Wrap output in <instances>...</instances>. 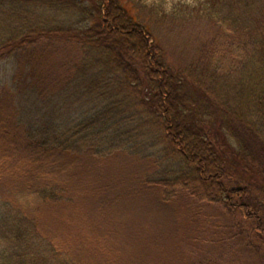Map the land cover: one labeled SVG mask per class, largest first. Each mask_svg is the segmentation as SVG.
Returning a JSON list of instances; mask_svg holds the SVG:
<instances>
[{"label": "trees", "instance_id": "16d2710c", "mask_svg": "<svg viewBox=\"0 0 264 264\" xmlns=\"http://www.w3.org/2000/svg\"><path fill=\"white\" fill-rule=\"evenodd\" d=\"M201 8L225 43L200 48L176 71L149 44L152 13L133 15L122 0H0V60L18 56L21 86L0 92V200L11 211H0V264H141L150 256L133 254L143 253L134 235L103 240L110 232L93 225L104 220L101 207L85 208L100 187L86 195L71 185L53 169L67 162L91 173L125 162L135 174L131 196L167 191L198 203L190 211L213 205L217 236L264 264V0ZM49 204H66L74 231L45 225ZM78 229H97L99 240ZM185 239L196 241L192 232Z\"/></svg>", "mask_w": 264, "mask_h": 264}, {"label": "rangeland", "instance_id": "374dc122", "mask_svg": "<svg viewBox=\"0 0 264 264\" xmlns=\"http://www.w3.org/2000/svg\"><path fill=\"white\" fill-rule=\"evenodd\" d=\"M207 1L122 0V5L133 15L138 13L143 17L146 16L144 12L152 13V17L157 20L152 26L156 41L151 37L149 44H154V42L159 44L170 67L176 71H183L199 53L200 48L208 49L212 45L225 43V30L222 27L216 28L214 23L207 19V16L202 12L201 5ZM117 7L119 8L118 5ZM108 10L111 12L114 9L110 7ZM118 10L123 13L120 8ZM45 44L48 47V43ZM44 45H38L36 49L43 48ZM67 49L68 46H66ZM17 70H19L18 56L0 60V92L6 85L12 86L17 91L21 89L19 80L14 83V74ZM43 112L45 115L50 113L47 109H44ZM21 115L24 118L27 116L25 113H21ZM83 165L84 163L81 164V162L73 164L67 162L57 167L54 166L53 169L58 174H63L62 177L64 176L65 180H73L71 185L75 186L73 182H77V186L83 189L86 195L90 192L91 185L100 187L95 190V198H91L93 203L87 204L85 208L89 210L96 208L97 211L101 207V216L107 220V223L104 224V220L95 217L94 227L104 226L110 232V235L103 236V240L107 242H110L111 236L114 239L113 236L116 234L130 243L131 236L134 235L133 238L142 244L143 253L136 249L133 254L137 258L146 252L150 254L149 257L140 259L141 264H178L179 260L186 264L258 263L256 259L250 260V257L254 256L251 253H244L243 248L241 254H233L237 247L232 241L217 236L218 229H214L213 226L218 216L213 205L212 207L207 206L203 211H190L188 208H197L198 203L190 202L180 194L165 198L164 195L167 191L160 194L151 192L148 195L142 194L143 197L137 195L134 197L131 195L135 190L128 189L127 184L133 182L135 174L133 170L130 171L127 168L129 166L127 163H111L98 167V170L92 173L87 169L89 167L86 168ZM9 191L7 190V192ZM93 191L94 189L91 193ZM3 196L7 198V196ZM65 205H44L45 214L42 212V217L45 225L54 229L59 228V230L63 226H67L68 229L74 231L78 224L67 218ZM82 210L80 209L78 212ZM0 211L2 214L11 212L8 211L6 202L2 200H0ZM92 216L94 217V213ZM219 220L222 222V218L216 221ZM112 221L115 227L109 228L110 226L107 224ZM3 229L4 226L1 231ZM80 232L82 233L81 237H85V240H99L97 229L92 233H86L83 230ZM191 232L194 233L196 241L193 246H185L187 239L183 242L180 240L184 238V235L191 236ZM199 237H201L200 241H198ZM153 255H156V260ZM183 262L181 263L183 264Z\"/></svg>", "mask_w": 264, "mask_h": 264}]
</instances>
